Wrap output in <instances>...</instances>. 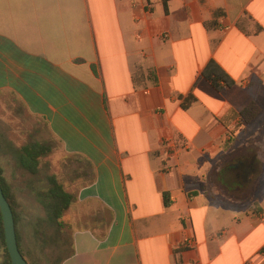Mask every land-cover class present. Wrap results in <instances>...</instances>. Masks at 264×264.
<instances>
[{"label":"crops","instance_id":"0c3cea01","mask_svg":"<svg viewBox=\"0 0 264 264\" xmlns=\"http://www.w3.org/2000/svg\"><path fill=\"white\" fill-rule=\"evenodd\" d=\"M0 102L21 127L0 156L58 145L81 224L63 264H264V177L230 205L221 174L264 115V0H0ZM261 161L224 172L240 189Z\"/></svg>","mask_w":264,"mask_h":264},{"label":"rangeland","instance_id":"374dc122","mask_svg":"<svg viewBox=\"0 0 264 264\" xmlns=\"http://www.w3.org/2000/svg\"><path fill=\"white\" fill-rule=\"evenodd\" d=\"M8 101L5 100V103H8ZM7 113H10V110L6 112L1 109L0 102V118L1 115L6 116ZM21 115H23V112H21ZM6 118L7 121L0 119V130L5 132L3 134L5 138H10L12 137L11 130L21 127L16 125L14 119L11 121L10 115ZM13 137L18 139L17 135L13 134ZM18 140L19 142L14 143L16 145L20 144L21 147L39 142V138L36 136L23 138L21 135ZM48 144L52 147V152L41 159L37 175L30 174L21 165L17 168L15 165L16 159L12 154L8 153V155L3 156L1 154L0 156V170L2 169V174L10 185L16 202L17 227L21 237V247L27 262L30 264H63L74 251V233L76 229H79L78 227H81L80 222L77 223V226L68 222L71 214L75 211L74 207L66 212L62 218L65 224L62 229H58L55 224L47 219V212L41 202L40 195L50 187L48 177L55 175L58 181L65 185L68 175L66 171L62 173L59 169L58 157L56 156L59 154L58 145L54 141L48 142L46 145ZM231 151H236V153H231L232 155L227 157L222 167V174L227 176L225 182L227 186L224 188L228 196L226 202L230 205L233 204L232 201L243 202L245 206H249L251 203L257 205L258 197H255L257 186L255 187V183L259 178L262 181L264 174H261V176L260 174H254L250 180L251 184L237 189L234 187V176L229 171L226 174L224 171L231 165H240L242 162L251 163L253 155H257V160L264 159V115L258 125H255L250 131L238 138L231 147ZM259 152L261 156L258 159ZM257 164V162L254 163V168L257 167ZM5 261L6 253L0 241V264H5Z\"/></svg>","mask_w":264,"mask_h":264},{"label":"trees","instance_id":"16d2710c","mask_svg":"<svg viewBox=\"0 0 264 264\" xmlns=\"http://www.w3.org/2000/svg\"><path fill=\"white\" fill-rule=\"evenodd\" d=\"M163 2H164L165 10L168 12L169 0H163ZM204 76L209 81H211L217 89L230 88L235 84L234 81L231 80L225 74V72H223L214 62H211L209 66L206 68L204 72ZM195 101H196L195 98L190 96L189 98L185 100L183 104V108L188 109ZM258 113H259L258 107L256 106L255 103H252L243 111L242 116L245 119L246 123H251L256 118ZM20 151H21L20 152L21 167L24 168L30 174L37 175L39 173L41 158L50 154L52 152V147L49 144L42 145L39 143H31L21 148ZM222 172L223 170L221 171V174ZM48 182L50 184V187L47 189L45 193L40 195L41 202L47 212V216H48L47 219L53 224H55L58 229H62L65 227V224L62 221V218L64 217L65 213L69 211V209L71 208L75 197L74 195L66 191L64 186L58 181L55 175L49 176ZM0 183L3 188L5 196L12 207L14 217H15L19 249L22 255L24 256V258L26 259L25 254L21 247V237H20V234L18 232V227H17L18 215L16 213V202L12 194L11 187L6 181V179L4 178L1 170H0ZM164 198H165V207H170L168 194H165ZM0 241L3 244L4 250L6 253L5 264H12V261H11V258H10V255L8 253L7 246H6L5 231H4L1 210H0Z\"/></svg>","mask_w":264,"mask_h":264},{"label":"water","instance_id":"95a60500","mask_svg":"<svg viewBox=\"0 0 264 264\" xmlns=\"http://www.w3.org/2000/svg\"><path fill=\"white\" fill-rule=\"evenodd\" d=\"M0 210L3 218L6 246L12 264H29L19 249L14 213L9 201L7 200L4 194L1 183H0Z\"/></svg>","mask_w":264,"mask_h":264}]
</instances>
